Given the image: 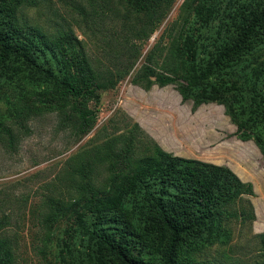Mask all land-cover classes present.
Wrapping results in <instances>:
<instances>
[{"label":"trees","instance_id":"trees-1","mask_svg":"<svg viewBox=\"0 0 264 264\" xmlns=\"http://www.w3.org/2000/svg\"><path fill=\"white\" fill-rule=\"evenodd\" d=\"M175 2L94 7L96 25L115 13L118 19L97 30L103 57L94 58L70 28L52 34L21 22V6L36 0H0V100L7 106L0 108V143L13 149L42 107L62 108L76 133L87 132L98 119L101 91L134 69ZM178 19L176 32L165 28L147 49L133 81L176 83L195 106L225 104L236 132L264 155V0H184ZM14 80L28 85L17 100L1 91ZM131 148L123 147L125 166L113 160L102 184L94 181L93 165L82 163L86 190L69 204L67 230L78 242L73 251L66 242L73 264H211L192 250L225 235L224 224L240 215L238 201L253 193L252 182L227 164L171 153L155 142L141 155L130 156ZM10 256L0 238V264H9Z\"/></svg>","mask_w":264,"mask_h":264},{"label":"rangeland","instance_id":"rangeland-1","mask_svg":"<svg viewBox=\"0 0 264 264\" xmlns=\"http://www.w3.org/2000/svg\"><path fill=\"white\" fill-rule=\"evenodd\" d=\"M36 1L21 6V22L52 34L70 28L84 39L89 55L103 57L97 30L118 24V19L115 13L112 20L96 25L94 7L118 8V0ZM183 2L176 0L168 18L146 41L134 69L114 88L101 91L98 119L87 132L76 133L73 123L64 120L62 108L42 107L27 120L28 128L21 130L13 149L0 143V238L11 249L9 264H73L66 242L71 251L78 244L67 229L69 204L86 190L79 170L91 163L95 183L102 184L113 170V160L125 166L123 147L132 144L128 154L137 156L154 142L171 153L227 164L253 184V193L238 201L240 215L224 224L225 235L213 243L202 242L192 254L211 264H264L262 151L252 138L236 132L225 104L210 101L195 106L192 98H182L176 83L145 87L132 79L162 31L178 30ZM259 49L264 58V42ZM27 86L14 80L1 91L17 100ZM0 108L7 109L3 100Z\"/></svg>","mask_w":264,"mask_h":264}]
</instances>
